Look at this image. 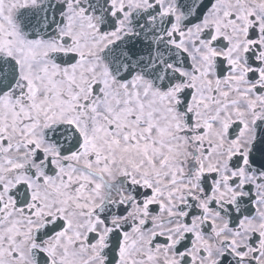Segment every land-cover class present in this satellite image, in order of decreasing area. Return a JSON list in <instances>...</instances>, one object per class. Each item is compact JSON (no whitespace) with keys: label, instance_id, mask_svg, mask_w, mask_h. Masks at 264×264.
<instances>
[{"label":"snow or ice","instance_id":"6c2138e0","mask_svg":"<svg viewBox=\"0 0 264 264\" xmlns=\"http://www.w3.org/2000/svg\"><path fill=\"white\" fill-rule=\"evenodd\" d=\"M0 264H264V0H0Z\"/></svg>","mask_w":264,"mask_h":264}]
</instances>
